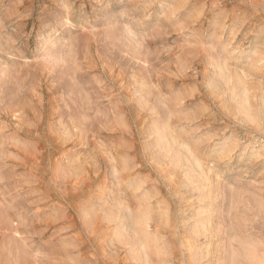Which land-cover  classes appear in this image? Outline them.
Instances as JSON below:
<instances>
[{
  "label": "rangeland",
  "instance_id": "obj_1",
  "mask_svg": "<svg viewBox=\"0 0 264 264\" xmlns=\"http://www.w3.org/2000/svg\"><path fill=\"white\" fill-rule=\"evenodd\" d=\"M116 202L149 264H264V0H0V264H141Z\"/></svg>",
  "mask_w": 264,
  "mask_h": 264
},
{
  "label": "bare ground",
  "instance_id": "obj_2",
  "mask_svg": "<svg viewBox=\"0 0 264 264\" xmlns=\"http://www.w3.org/2000/svg\"><path fill=\"white\" fill-rule=\"evenodd\" d=\"M214 67L216 69L217 74L220 75V78L221 79L225 80V79H228L230 77V76H227L228 74L226 72H228V71H226V67H225V65L223 63L219 62L217 64V66H214ZM219 75H218V77H219ZM235 77H237V76H235ZM236 82L240 83L241 86H242V81L240 79H237ZM230 88H232V87H230ZM232 89H234V88H232ZM243 91H244L243 93H245L246 89L243 88ZM154 138L156 139L155 143L157 142V145L159 147V150H161L163 152H166V153L167 152H170L172 150V148L174 146H176V145L179 148H182L184 150L185 153L183 152V150L180 149L181 152L185 155V157L183 158L182 157L183 154L180 153L182 155V156L180 155V158L182 157L183 160L185 159V161H186L185 162V166H187V169L185 171H183L182 173L184 174L183 177H185L184 178L185 179L184 181H186V183H187L186 186L187 187H188V185H191V188L195 187L196 190H199L200 188H201V190H202V188L208 189L206 187L209 186V184H208L209 183V179H208V177L206 176V174H205V172L203 170L202 164L200 163V161L196 157H194L191 154V152L188 150V147H187L186 144H183L182 142H181L182 144L181 143H178L173 138V136L170 133H168L164 128L163 129L156 128V130H155V137ZM174 150H175V152H174V154H172L173 155L172 158H173L174 162H176V160L178 159V155L179 154H177L178 152H176V148ZM167 154L169 155L170 153H167ZM172 158H170L171 159V162L173 161ZM176 163L179 164L181 162H176ZM184 168L185 167H183V169ZM111 169H112L113 174L116 173L117 170L115 168V165H112L111 166ZM202 181H203V183H201ZM204 195H205L206 198L210 197V195H211L210 189L206 190V193ZM100 200H103V199H100ZM112 207H113V209H110L107 214L105 213V216L107 217L106 219L108 220V222H112L114 220L117 222V223L115 222L116 225L113 228L114 229L113 230L114 232L112 231L114 238L117 241H119V242H122V240H125L126 239V241H127L126 244L128 245V249L131 252V255H134L135 260L138 261V262H140L141 264H149L148 256H146L148 254L145 251V247H146V249L148 247V246H146V244L149 243L147 241L148 240V236H149L148 235L149 234L148 229H149V224H150L149 223V221H150V214H149V212H145L143 210L144 212H142V213H140L138 215V214L133 213L130 210V208L125 207V206H122L119 202H116ZM208 207H209V204H208ZM206 209H209V208H206ZM198 210L199 211L196 213V217H193L194 223H193V226L191 228L192 230L190 229L191 230V234L190 235H192V238H190V240L187 239V240H189L188 243H189V247L191 248L190 250H191V253H192V255H191L192 260H199V259H201L203 257L202 256L203 253L201 252L202 249L196 244L197 241L199 240V237L201 235H207V234L210 235L211 234L210 233V230H211V224H212V216L209 215V214H207L206 216L202 217L201 216L202 208L201 209H198ZM143 234H145V236H147L146 237V240H145L146 241V244L142 241V240H144V239H142V237H143L142 235ZM188 243H187V246H188ZM228 249H230V248H228ZM246 250H247V248H246ZM248 253H249V250H248ZM249 257H250L251 261L253 262L254 261L253 255L252 254L249 255ZM249 257H247V258H249Z\"/></svg>",
  "mask_w": 264,
  "mask_h": 264
}]
</instances>
